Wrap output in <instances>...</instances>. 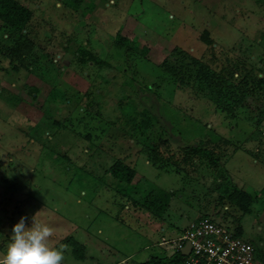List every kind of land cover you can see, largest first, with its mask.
I'll return each instance as SVG.
<instances>
[{
    "label": "rangeland",
    "instance_id": "obj_1",
    "mask_svg": "<svg viewBox=\"0 0 264 264\" xmlns=\"http://www.w3.org/2000/svg\"><path fill=\"white\" fill-rule=\"evenodd\" d=\"M19 1L33 12L25 30L0 20V250L35 214L62 264L172 255L169 240L204 215L264 250V90L238 101L228 88L239 57L264 76V4ZM116 160L135 169L129 183L109 171ZM223 183L251 198L220 202ZM155 187L173 194L162 217L144 204Z\"/></svg>",
    "mask_w": 264,
    "mask_h": 264
},
{
    "label": "trees",
    "instance_id": "obj_2",
    "mask_svg": "<svg viewBox=\"0 0 264 264\" xmlns=\"http://www.w3.org/2000/svg\"><path fill=\"white\" fill-rule=\"evenodd\" d=\"M84 0H63V3L72 9H77ZM257 3H263L264 0H255ZM33 12L24 3L19 0H0V20L11 29L22 33L27 24L29 23ZM118 37L126 42L129 46L131 41L126 36L118 33ZM204 41L208 44V47L214 49L213 40L208 36H203ZM234 66L241 73L237 76L236 72L233 70L229 71L230 82L228 88L230 89V97L232 96V88L241 87L239 97L236 99L240 101L245 93L256 94L259 91L264 90V76L259 75V73H254L253 67L249 65L245 59L239 57ZM151 87L149 86L148 89ZM235 93V92H234ZM130 116V115H129ZM187 153H191L193 156H199L201 158H206L211 166H215L218 163L219 156L218 153L214 152L211 148H204L200 145H191L190 148L186 149ZM109 171L112 173L113 177L121 182H130L134 175L135 169L130 165L126 164L121 160H116L114 164L109 167ZM224 191L220 197V202L225 198L233 203L240 206H244V203L251 198V195L245 192L239 186L230 188L226 184H222ZM172 191H167L160 187L153 188L146 196L144 204L145 206L157 217H162L168 208L170 201L172 199ZM207 215L200 216V218H205ZM212 219V218H211ZM236 233L238 235L242 234L241 228L235 227ZM256 247V246H255ZM257 256L264 261V250H259L256 247ZM184 259V255L181 252H175L174 254L167 256L166 254H154L150 258L139 262L138 264H181Z\"/></svg>",
    "mask_w": 264,
    "mask_h": 264
},
{
    "label": "built area",
    "instance_id": "obj_3",
    "mask_svg": "<svg viewBox=\"0 0 264 264\" xmlns=\"http://www.w3.org/2000/svg\"><path fill=\"white\" fill-rule=\"evenodd\" d=\"M175 252L190 244L181 264H264L255 245L223 222L205 217L193 220L183 233L169 240ZM121 264H126L122 261Z\"/></svg>",
    "mask_w": 264,
    "mask_h": 264
},
{
    "label": "clouds",
    "instance_id": "obj_4",
    "mask_svg": "<svg viewBox=\"0 0 264 264\" xmlns=\"http://www.w3.org/2000/svg\"><path fill=\"white\" fill-rule=\"evenodd\" d=\"M21 216L12 225L7 245L0 250V264H62L64 246H53V228L32 217L31 223Z\"/></svg>",
    "mask_w": 264,
    "mask_h": 264
},
{
    "label": "water",
    "instance_id": "obj_5",
    "mask_svg": "<svg viewBox=\"0 0 264 264\" xmlns=\"http://www.w3.org/2000/svg\"><path fill=\"white\" fill-rule=\"evenodd\" d=\"M190 250H191V246H190V244H187V245L183 248L182 253H183V254H188V253L190 252Z\"/></svg>",
    "mask_w": 264,
    "mask_h": 264
},
{
    "label": "crops",
    "instance_id": "obj_6",
    "mask_svg": "<svg viewBox=\"0 0 264 264\" xmlns=\"http://www.w3.org/2000/svg\"><path fill=\"white\" fill-rule=\"evenodd\" d=\"M166 255H167V254H166ZM130 256H131V255L126 256V257L120 259V260L117 261L115 264H121L122 261H124V260H125V261L128 260ZM151 256H152V255H150L149 258H150ZM169 256H170V255H169ZM147 259H148V258H147ZM141 262H142V261H141Z\"/></svg>",
    "mask_w": 264,
    "mask_h": 264
}]
</instances>
